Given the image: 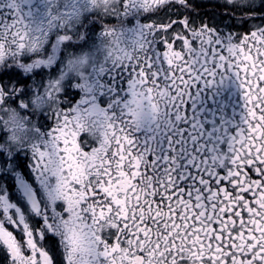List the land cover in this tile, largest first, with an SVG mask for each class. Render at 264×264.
Wrapping results in <instances>:
<instances>
[{
    "label": "snow or ice",
    "instance_id": "snow-or-ice-1",
    "mask_svg": "<svg viewBox=\"0 0 264 264\" xmlns=\"http://www.w3.org/2000/svg\"><path fill=\"white\" fill-rule=\"evenodd\" d=\"M0 264H264V0H0Z\"/></svg>",
    "mask_w": 264,
    "mask_h": 264
},
{
    "label": "flooded vegetation",
    "instance_id": "flooded-vegetation-1",
    "mask_svg": "<svg viewBox=\"0 0 264 264\" xmlns=\"http://www.w3.org/2000/svg\"><path fill=\"white\" fill-rule=\"evenodd\" d=\"M202 101L206 109L222 113L228 121L238 119L242 112L243 100L240 91L231 82L219 86L215 91L208 90L202 97Z\"/></svg>",
    "mask_w": 264,
    "mask_h": 264
}]
</instances>
